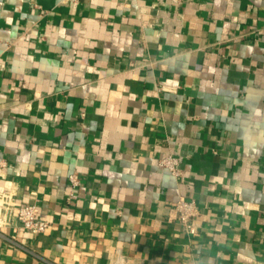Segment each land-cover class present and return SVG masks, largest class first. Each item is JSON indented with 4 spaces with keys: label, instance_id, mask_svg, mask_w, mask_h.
Returning a JSON list of instances; mask_svg holds the SVG:
<instances>
[{
    "label": "crops",
    "instance_id": "1",
    "mask_svg": "<svg viewBox=\"0 0 264 264\" xmlns=\"http://www.w3.org/2000/svg\"><path fill=\"white\" fill-rule=\"evenodd\" d=\"M0 193V264H264V0H0Z\"/></svg>",
    "mask_w": 264,
    "mask_h": 264
},
{
    "label": "built area",
    "instance_id": "2",
    "mask_svg": "<svg viewBox=\"0 0 264 264\" xmlns=\"http://www.w3.org/2000/svg\"><path fill=\"white\" fill-rule=\"evenodd\" d=\"M159 166L167 169L173 176L179 178L183 175L180 168L179 158L170 155L162 158L158 162ZM81 185V177L78 173H73L69 176V188L71 196H73ZM13 198L8 193H0V217L4 219L15 210ZM177 213V222L191 236L195 235L197 228L195 220L199 216L197 203L195 200H186L180 198L175 205ZM15 218L19 225L32 234L45 233L49 228V222L37 218V209L32 205L18 206Z\"/></svg>",
    "mask_w": 264,
    "mask_h": 264
}]
</instances>
